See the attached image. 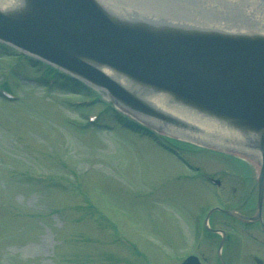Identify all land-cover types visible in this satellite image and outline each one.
<instances>
[{"label":"rangeland","instance_id":"rangeland-1","mask_svg":"<svg viewBox=\"0 0 264 264\" xmlns=\"http://www.w3.org/2000/svg\"><path fill=\"white\" fill-rule=\"evenodd\" d=\"M6 47L0 89L17 98L0 93V264H181L189 254L221 264L220 239L205 230L207 211L219 205L254 212L259 159L146 125L162 136L156 142L101 101L83 103L94 96L81 85L46 86L44 69ZM189 163L221 179L223 194ZM210 224L231 232L223 251L228 264H264L259 225L218 212Z\"/></svg>","mask_w":264,"mask_h":264},{"label":"water","instance_id":"water-1","mask_svg":"<svg viewBox=\"0 0 264 264\" xmlns=\"http://www.w3.org/2000/svg\"><path fill=\"white\" fill-rule=\"evenodd\" d=\"M121 9L101 0H0V42L103 90L144 125L255 155L257 214L223 212L257 220L264 197V30L254 25L264 21V0L244 1L240 9L254 16L244 15L245 28L235 30ZM193 263V256L185 262Z\"/></svg>","mask_w":264,"mask_h":264},{"label":"bare ground","instance_id":"bare-ground-1","mask_svg":"<svg viewBox=\"0 0 264 264\" xmlns=\"http://www.w3.org/2000/svg\"><path fill=\"white\" fill-rule=\"evenodd\" d=\"M102 2L115 6V9H125L138 13L150 12L154 15L169 16L168 19L181 21L186 19L197 24L203 23L206 26H220L224 24L227 30H235L244 19V15H253L250 10L240 9L245 0H101ZM175 3L168 7L165 2ZM121 9V10H122ZM133 10V11H131ZM159 13V14H158ZM176 15L177 18L174 17ZM180 17V18H179ZM185 20V19H184ZM194 23V24H195ZM239 25V26H238ZM254 25V24H253ZM197 26V25H196ZM255 27L264 30V21L257 20ZM183 138H190L189 134L181 135Z\"/></svg>","mask_w":264,"mask_h":264},{"label":"trees","instance_id":"trees-1","mask_svg":"<svg viewBox=\"0 0 264 264\" xmlns=\"http://www.w3.org/2000/svg\"><path fill=\"white\" fill-rule=\"evenodd\" d=\"M1 47L5 48V45H2ZM6 48H7L6 51H9V50L11 51L10 48H8V47H6ZM24 57H26V56H24ZM26 58L28 59V57H26ZM32 61L33 62L35 61L34 63L36 66L39 65V67H38L39 69H44L43 72L45 74L42 76V79H44L45 81L47 80L46 83L48 84V86H49V83L51 80L58 83V85H54L55 83L52 82V84L54 83L52 87H56V88H67L68 87L67 85H70V86L76 85L73 83V81H71V78L69 76L62 74L59 70L55 69L54 67H52L48 64H45L43 62L33 60V59H32ZM81 87L85 89L86 93H88V89L85 86L81 85Z\"/></svg>","mask_w":264,"mask_h":264},{"label":"flooded vegetation","instance_id":"flooded-vegetation-1","mask_svg":"<svg viewBox=\"0 0 264 264\" xmlns=\"http://www.w3.org/2000/svg\"><path fill=\"white\" fill-rule=\"evenodd\" d=\"M256 226V225H255ZM201 264H202V262H201ZM260 264H262V263H260Z\"/></svg>","mask_w":264,"mask_h":264}]
</instances>
